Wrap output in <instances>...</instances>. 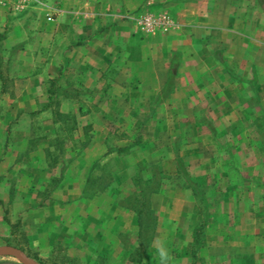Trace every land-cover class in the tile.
Segmentation results:
<instances>
[{"label": "crops", "instance_id": "1", "mask_svg": "<svg viewBox=\"0 0 264 264\" xmlns=\"http://www.w3.org/2000/svg\"><path fill=\"white\" fill-rule=\"evenodd\" d=\"M247 4L248 0H58L55 3L29 0L16 11L10 9L8 5L2 6L0 53L8 55L9 62L13 60L12 57H16L18 69L28 73L20 76L25 83L18 94L22 99H30V102L17 106V109L48 111L50 114L56 109L62 112L96 111L101 115L100 120L89 121L90 124L86 122L94 129L88 145L76 153L69 148L66 149L65 154L69 161L65 165L44 164L46 158L44 142L27 153L28 160L34 163L24 162V168L20 173L21 182L24 184L22 189L25 192L32 191L29 192V196L21 194L25 195L24 203H21L24 218H28L32 213L47 215L45 216L47 222H43L47 227L44 226L43 229L47 230L49 237L54 235L69 242L74 237L81 240V245L92 246L93 254L96 256L113 257L117 263L115 260L125 255L124 264H135L131 257L137 246L138 225L135 213L123 205L122 198L137 187L133 184L130 173L128 188L123 187L124 190L120 192L121 187L115 172L121 169L119 166L120 163L123 165V161H127L124 170L130 171L145 155L139 153L137 159L130 162L135 156V149L142 144L141 140L124 155L115 152L108 154L105 145L108 136L105 132V120L102 118H105L109 111H115L118 116L123 110L119 96L130 95L132 98V95H138L140 98L131 99V103L124 102L131 112H136L145 102L143 107L145 109L148 107L147 111L159 107L161 110H171L174 115H176L174 112H178L185 115L184 117H193L184 121L181 118L172 120L177 131L171 142H175L178 137L182 138L181 156L184 157L186 164L204 170L196 175L191 174V178L198 177V180H203L201 182L203 185H208L209 190H219V194L223 192L227 194L220 195L214 207L208 209L204 236L202 235V241L195 253L191 248L193 231L185 225L189 218L196 223L200 219L196 216H201L195 212L196 197L192 189L187 186L175 187L176 191L187 193L188 200H172L171 192H174V188L164 196L166 199L163 202L160 200L157 203L162 188L152 194L151 205L157 211V224L154 237L141 264L148 263L147 257L156 249L159 240L167 245V241L174 239L183 241V244L181 250H178V255L170 258L171 264H179L181 261L185 264H249L247 244L255 235L253 228L256 226L253 224L254 219L246 216L250 204L239 196L240 189L246 186L234 183L230 176H227L229 174L221 163L217 165L218 167L211 168V160L217 155L197 148L205 140L216 144L217 139L211 133L201 134L200 137L193 135L183 140L186 127L192 126L201 132L202 128L209 125L217 129L224 128L222 129L225 130L224 134L228 131L230 138L227 140L232 144L246 139L243 132H236L235 127L250 126L253 120L264 121L263 102L259 106L248 99L245 103L240 102L237 105L230 97L238 84H241L240 88L247 86L246 81L249 77L244 71L241 72L244 81L243 78L237 81V78L230 77L233 73L227 70L233 69V63L238 61L233 54V48L237 45L235 43L239 45L235 49H240V62L244 61L247 65L254 63L249 62L252 56L250 57L248 48L245 50L244 43L249 38L248 29L255 31V36H259L264 30V9L257 6L258 9L249 19L242 11ZM140 7L142 11L144 8L154 7L168 10L176 26L167 32H158V37L155 36L156 33H150L147 37L141 38L136 23ZM30 11L38 13L37 23L18 21L19 17L13 16V13L21 15ZM48 16L51 17L50 20L47 19ZM13 20L14 24L11 23ZM29 32L39 36L34 46L27 40ZM215 36L217 37L214 38ZM61 42L65 44L62 45ZM254 42L264 50L263 40L254 39ZM27 46L29 48L32 46L33 51L26 49ZM261 60L260 57L257 64L255 63L257 67L255 74L261 86L259 94L262 96L264 64L260 63ZM45 71L47 73H44ZM50 80L56 81L59 104L53 102L52 105L44 107L48 100ZM94 94L98 96L96 102L92 105L86 104V100H90V95ZM223 96L224 98L219 100ZM157 98H161L158 103L155 102ZM238 107L243 114L250 110L254 118L230 119L229 112L239 113ZM203 109L221 110L222 116L226 118H222L223 120L220 118L217 125L210 119L202 120V115L195 117V113ZM44 123V127H51L53 130L61 127L60 122H55L52 117ZM168 123V120L160 118H150L143 122L144 128L148 125L154 128L155 133L150 136L152 141L149 142L156 151L160 152L155 141ZM129 125L133 126L132 122ZM80 127L82 129L80 136L76 137L73 134L68 138L74 139L72 140L74 142L79 139L80 142L84 141L85 133L82 126ZM222 130L218 137L222 135ZM33 138L34 136H26L24 143L28 144ZM109 156L116 161V166L112 169L115 179L113 185L92 197H86L82 191L91 164L97 159L103 160ZM235 156L237 157V154ZM206 158L209 162L205 161ZM4 159L0 165L4 163ZM163 159L161 155L157 161L163 164ZM28 166L34 169L30 171ZM53 176H59L60 180L50 189L45 200L40 202L36 192H43ZM219 176L226 178L222 186L209 182L211 179L218 180ZM1 183H4V180ZM37 200L39 202L34 208L38 209L30 212L27 207L35 205L33 203ZM162 207L166 209H161ZM174 207L177 212H173ZM37 222L33 220L34 224ZM44 224H37L40 225L39 231ZM125 238L130 242H122ZM232 240H236L235 244ZM150 263H162V260L156 258Z\"/></svg>", "mask_w": 264, "mask_h": 264}, {"label": "rangeland", "instance_id": "2", "mask_svg": "<svg viewBox=\"0 0 264 264\" xmlns=\"http://www.w3.org/2000/svg\"><path fill=\"white\" fill-rule=\"evenodd\" d=\"M57 1L58 0H46V2L50 3H55ZM257 6H260L264 9V0H248L247 6L243 7L242 11L243 13H246L248 15L249 19H251L252 14L258 9ZM1 7L2 6H0V8ZM9 7L10 9L16 11L11 6ZM139 9V17L145 13L167 11L173 18L172 14L164 8H144V11H142V7H140ZM31 11L21 15L13 13V16L16 18L19 17L18 21L37 23V21H39V18L37 17L38 13L35 11ZM14 22L15 20H13L11 23L14 24ZM137 29L141 38H145L148 36V34L142 32L138 28V26ZM248 30V34H246L247 36L249 35V38L248 40H245V50L246 48H248V53H250V57L252 56L249 62L254 61V63H249V65H247L244 63V61L240 62V49H235L238 45V43H235L237 45L233 48V54L236 56L235 58H238V61H235L233 63V69L227 68V70L231 71L233 73V76H235L230 77L234 79L237 78V81L238 79L242 80L243 78L241 76V72H247L249 77L248 81L245 80L246 82H248L247 86L240 88L241 84H238L237 89L234 87V91H232V95H230V97H232V102L235 101L237 105L240 102L245 103L249 99L251 103L260 106L264 104V95L261 96L259 94L261 86L258 84V80L256 78L255 73L257 71V67L255 63L257 64L258 59L261 57L262 60L260 61V63L263 62L264 64V50L262 49V47L256 46L254 39H260L264 41V30L263 33L259 36H255V31H253L252 29L249 28ZM158 35L159 34L157 32L155 36L158 37ZM37 37H39L37 36V34L33 35V32H29L27 40L31 42L32 46H34L39 39ZM216 37L217 36H215L214 38ZM218 38L220 37L218 36ZM60 44L64 45L65 42H61ZM32 46L31 48L27 46L26 49H28L29 51H33ZM7 56L8 55H2L0 53V162L3 161L5 156H8V158L4 159V163L0 165V245L16 246L24 251L28 256L38 261L40 264H120L121 262H125V255L121 256L120 259L115 260L117 263L114 262L113 257H105V261H102L103 257L93 254L92 246L81 245V240L75 239L74 237H72L70 242L64 241L60 237L56 238L54 237V235H50L51 237H49L47 230L43 229L44 226L47 227V225L43 223L47 222V218L45 217L47 215L32 213L28 218H24V208L22 207L21 203H24L23 198L25 195L21 194L25 193L29 196V192L32 193V191L25 192L22 189L24 187V184L21 182L22 177L20 173L22 171V168H24V162L27 163V161H29L28 164L34 163L31 160H28V158L26 157L27 153L40 145V143L44 142L46 148H48L49 151L52 152V156H48L46 154L44 164L47 163L48 166L56 165H53L52 158L54 155H56L58 158L57 165H65V163L69 161V158L66 157L65 154L66 149L69 148L73 153H76L83 146L82 142L85 143V145H88L92 130H94L91 125H88L90 124L89 121L95 122L96 119L100 120L101 115L96 111L69 112L73 116H69L68 122L71 123L73 118H75L76 120L77 128L73 131L74 136L78 137L82 134V129L80 126H82L84 130L85 137L83 136V138L85 140L81 142L80 139L74 142L72 141L74 139L71 140L70 138H68V132L65 131L62 126L57 127L54 130L51 127H44V122H46L51 117L53 118L50 112H40L37 110L24 111L17 109V106L22 105L30 100L25 97V99H22V97H20L18 94L25 83L24 80L20 78V76L28 73L26 71H20L18 69L19 66L16 57H12L13 60L9 62ZM32 69H30V71ZM44 73L47 72L45 71ZM216 82L218 83V81ZM90 97V100H86V104L92 105L94 102H96L98 96L97 94H94L93 96L90 95ZM138 97V95H132V98H130V95L119 96L120 103L123 104L122 107H124L123 110L118 113V116L116 115L115 111H109L106 113L107 115H105V118H102L103 120H105V132H107L108 136V141L105 144L106 149L108 150L109 147L130 144L135 139L141 140L142 144L140 145V147L135 149V156L130 160V162L137 159V154L142 153L145 156L138 163H141L145 167L157 166V169L161 170L160 175L163 185L161 187L162 191L160 194H162L163 192L164 194H162L163 197L159 194V196L157 197V203L158 201L160 202V200L163 202V200L166 199L164 198V196L168 195L170 193V190H172L173 188L174 192H171L172 200H188L189 198H187V193H183L179 190L176 191L175 187L182 188L185 186H190L191 182L194 184H198V193L200 195L204 194V197L206 199L205 201H200L197 197L195 198L196 206L194 207V209L195 212L201 216H196L200 218L196 223H193V219L189 218V221L187 220L185 225L187 226V228L190 227L192 231L195 228L201 227L202 229L200 228V230L202 231L197 230L199 232H197V237L198 239H200L201 235L204 234L205 231L204 227L206 225L208 209L210 210L214 207L213 205L219 201L220 195L227 194L225 192H223V194H219V190H209V188H207L208 185H203L201 183L203 182V180H198V177L191 178V174L196 175L197 173L199 174L204 172V170H200L186 164L184 157L181 156V154H183V150L181 149L182 138L178 137L175 142H171L172 136L176 134L177 131V127L172 120L176 121V118H181L184 121L187 118L192 119L193 117H184L185 115H181V113L179 114L178 112H174L176 113V115H174L172 114L171 110H161L159 107L147 111L146 109L148 107L146 109L145 107H143V104L145 102L142 103V107L139 108L136 112H131V110L128 109V106L124 105V102H126V104L128 102L131 103L130 101H132L133 98L137 99ZM223 98L224 96L222 98H219V100H222ZM157 101L160 102L161 98H157V100L155 99V102ZM147 105L148 103L145 104V106ZM237 110L240 114L235 113L234 111L229 112L228 115L230 116V119H236L237 117H242V119L254 118L251 115L252 113L250 112V110H248V112L244 114L239 107L237 108ZM222 113L223 111L221 110L208 111L203 109L199 110V112H196L195 117L202 115V120L208 121L210 119L218 125L220 118L221 120H223L222 118H226L222 116ZM254 113L256 114V111H254ZM150 118H160L162 120L165 119L169 122V125L164 128V131H161V133L159 134V138L155 141L157 142L155 145L157 149L160 150V152L156 151L152 144H150L149 142L152 141V137L150 136L152 134L154 135L155 133H153L154 128L152 127V125H148L146 128L143 127V122L147 121ZM254 121L255 120H253L250 126L246 125L243 127H235L236 132H243L246 139L232 144L228 143L227 140V138H230L228 136V131H226L227 133L224 134L223 131L225 130H222L224 128L217 129L214 126L211 127L209 125L202 128L201 132L200 130L199 132L196 131V129L192 126L190 128L186 127V138L184 137L183 140L191 138L193 135L200 137L201 134L204 133H211L214 138L217 139L216 144H214L213 141L209 140L208 142L205 140L202 142V145H200L201 147L198 145L197 148H201L200 150H206L209 154L213 153L217 155L216 158H213V160H211V168L214 166L216 167L221 163L225 167L226 172L229 174L227 176H230V179H232L234 183H240L246 186L240 189L239 196L241 199L250 204V209H248V213L246 216L254 219L253 224L254 226H256L253 228V234L255 235L248 240L247 244L249 264H264V202L262 201L264 200V121ZM86 122H88V124ZM130 122H132L133 126L129 125ZM77 123H79L78 126ZM220 130H222V135L218 137ZM167 135L169 136L167 137ZM26 136H34L32 140H35L36 144L34 145L30 142L28 144H25L24 138ZM57 136H59V139H64L67 137L66 140H64L62 150L57 149V147L53 144H49L55 141ZM130 140L132 141L129 142ZM234 151H236L237 153H234ZM159 153L163 155V164L157 161L161 156ZM235 154H237V157L235 156ZM106 159L105 160L106 162H108V167L113 169L114 166H116L115 159L112 156H109ZM208 160L209 159L206 158L205 161L209 162ZM125 164H127V161H123V165L122 163H120L119 168L121 169L115 172L117 181L121 187L120 192L124 190L123 187L126 188L127 186L128 188V177L130 176V173L132 175L135 172V165L130 169V172L129 170H124V167H126ZM28 169L31 171L34 169V167L28 166ZM94 171L95 174H98L100 172V169ZM55 177L57 178V176ZM2 180H4V183H1ZM56 180H54L52 183H54ZM209 182H214L216 184L219 183L222 186L223 183L226 182V178L224 176H219L218 180L215 181L214 179H211L209 180ZM52 187H54L53 184H49L43 192H36V194L39 195L38 197L39 201L41 200L40 202H43L45 200V196L49 194V191ZM212 194H214L215 196H213ZM39 201L37 200L35 201V203H33L35 205L31 204V206L27 207L30 209V212L38 209L37 207H34ZM161 209L165 210L166 208L162 207ZM175 211L177 212L176 207L173 208V212ZM155 212L157 214L156 210ZM33 220H37L38 222L34 224ZM39 223L44 224L41 225V231H39L38 229L40 225L37 224ZM164 232H166V228H164ZM82 241L84 243V240ZM122 242L129 243L130 240L125 238L124 240H122ZM232 242H234L235 244L236 240H232ZM182 244L183 241L180 242L174 239L167 241V245H164L162 244V241L159 240L156 249H153V252H150V257H147V264H151L150 262L154 261V259L156 260V258L162 260V263L155 264H171L170 258H174L176 257V255H178V250H181L180 247ZM198 246L199 245H196V243H192V252L195 253L198 250ZM188 248H190V246ZM135 257H137L136 254ZM0 264L22 263L13 256H0ZM179 264L185 263L181 261Z\"/></svg>", "mask_w": 264, "mask_h": 264}, {"label": "trees", "instance_id": "3", "mask_svg": "<svg viewBox=\"0 0 264 264\" xmlns=\"http://www.w3.org/2000/svg\"><path fill=\"white\" fill-rule=\"evenodd\" d=\"M55 82V80H50V87L47 90L48 100L44 104V107L52 105L53 102H55L57 105L59 104V94L57 93L58 89L57 87H55ZM52 116L55 122L61 123L62 128L68 132L67 135L71 138L73 136V131L77 128L75 118L72 117V122H68L69 116L73 115L69 112H62L56 109L52 111ZM66 138L59 139V136H57L55 141L49 144H53L57 147V149L62 150V146ZM139 141V139H135L127 145L109 147L107 153L109 154L115 152L118 155H124L128 153L130 149H132L135 145H137ZM30 143H33L35 145L36 141L31 140ZM82 145L83 146L78 151H80L85 146V143L82 142ZM45 152L48 156H52V152H50L48 148L45 149ZM52 158L54 165L57 163L58 158L56 155H54ZM106 160L97 159L91 164L82 191L86 197H92L113 185L115 181L114 175L112 173V169L108 167V162H106ZM97 169H100V172L98 174H95L94 170ZM160 172L161 170L157 169V166L145 167L141 163H136L135 172L134 174H132L131 179L133 184L137 188L136 190L132 191L130 194L122 198L123 205H125L135 213L138 225L137 246L134 248V254L131 257V261L135 264H141L142 258L146 253L156 230L157 217L155 210L151 205V195L160 191L163 185ZM54 180L56 181L52 183ZM59 180V176H57V178L53 176L51 178L50 184H53V186H55ZM187 187L192 189L193 194L198 198V200H206L204 194L200 195L198 193V184L191 183L190 186ZM200 228H195L193 230V244L196 243V245H200L202 241L201 239L203 234L201 235L200 239H198L197 237V232L200 230ZM135 254L137 257H135ZM102 259V261H105L104 258Z\"/></svg>", "mask_w": 264, "mask_h": 264}, {"label": "built area", "instance_id": "4", "mask_svg": "<svg viewBox=\"0 0 264 264\" xmlns=\"http://www.w3.org/2000/svg\"><path fill=\"white\" fill-rule=\"evenodd\" d=\"M29 0H0V6H11L13 9L18 10L25 6ZM51 19L50 16L47 17ZM138 28L147 34L157 32H167L176 26L175 21L167 11L156 13H145L137 18Z\"/></svg>", "mask_w": 264, "mask_h": 264}, {"label": "water", "instance_id": "5", "mask_svg": "<svg viewBox=\"0 0 264 264\" xmlns=\"http://www.w3.org/2000/svg\"><path fill=\"white\" fill-rule=\"evenodd\" d=\"M0 256H13L22 264H40L38 261L28 256L20 248L13 245H0Z\"/></svg>", "mask_w": 264, "mask_h": 264}]
</instances>
